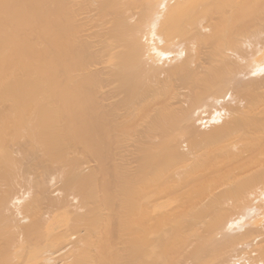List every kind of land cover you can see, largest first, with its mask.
Wrapping results in <instances>:
<instances>
[{
	"label": "bare ground",
	"instance_id": "6f19581e",
	"mask_svg": "<svg viewBox=\"0 0 264 264\" xmlns=\"http://www.w3.org/2000/svg\"><path fill=\"white\" fill-rule=\"evenodd\" d=\"M261 207L264 0H0V264H264Z\"/></svg>",
	"mask_w": 264,
	"mask_h": 264
},
{
	"label": "rangeland",
	"instance_id": "374dc122",
	"mask_svg": "<svg viewBox=\"0 0 264 264\" xmlns=\"http://www.w3.org/2000/svg\"><path fill=\"white\" fill-rule=\"evenodd\" d=\"M229 96H230V95L227 94V97H226V98H229ZM201 116L204 117V114H202ZM21 193H22V192H21ZM255 204L257 205V202H255ZM259 205H260V204H259ZM261 210H263L262 207H261L260 210H258V211H259L258 213H260V215L257 213L259 216H257V214H256V216H255V217H258V218H255V221H256V222L259 221L260 223L264 222V212H263L264 210H263V211H261ZM260 211H261V212H260ZM256 219H257V220H256ZM261 229H262V228H261ZM260 237H261V236H260Z\"/></svg>",
	"mask_w": 264,
	"mask_h": 264
}]
</instances>
